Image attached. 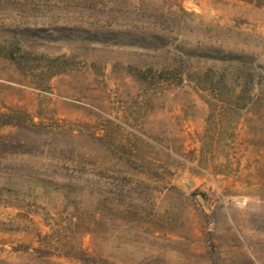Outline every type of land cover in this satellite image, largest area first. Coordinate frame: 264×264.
Instances as JSON below:
<instances>
[{
	"label": "rangeland",
	"instance_id": "374dc122",
	"mask_svg": "<svg viewBox=\"0 0 264 264\" xmlns=\"http://www.w3.org/2000/svg\"><path fill=\"white\" fill-rule=\"evenodd\" d=\"M7 39L0 264H264V0H0Z\"/></svg>",
	"mask_w": 264,
	"mask_h": 264
},
{
	"label": "trees",
	"instance_id": "16d2710c",
	"mask_svg": "<svg viewBox=\"0 0 264 264\" xmlns=\"http://www.w3.org/2000/svg\"><path fill=\"white\" fill-rule=\"evenodd\" d=\"M21 47L19 46V42L17 41H11V40H6L3 42H0V57L3 59H6L8 61H11L13 63H16L18 65H24L27 64L28 61L25 60L23 57V52L21 51ZM22 57V58H20ZM21 59V60H20ZM67 68H62L61 70H57L53 74H60L66 71ZM212 70H208L202 74L200 83H205L204 85L206 89H210L214 91L215 93H219V96L221 95V90L225 84V80H216V76L212 74ZM240 73H244V78L243 81L245 82L246 87H250L251 83L254 81V72L252 70H240ZM52 74V75H53ZM0 122H4V118H0ZM132 163V162H131ZM131 165H135L132 163ZM136 167V166H133ZM85 261H89L92 263H95L97 260L95 258H88Z\"/></svg>",
	"mask_w": 264,
	"mask_h": 264
}]
</instances>
